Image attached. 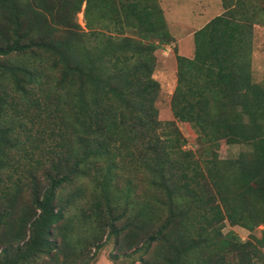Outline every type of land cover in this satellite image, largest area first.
Instances as JSON below:
<instances>
[{"label":"trees","instance_id":"trees-1","mask_svg":"<svg viewBox=\"0 0 264 264\" xmlns=\"http://www.w3.org/2000/svg\"><path fill=\"white\" fill-rule=\"evenodd\" d=\"M254 1L221 0L193 57L176 55L170 109L201 160L158 120L155 52L173 39L156 0H0V264H75L109 240L129 264H264ZM220 142L248 150L218 159ZM225 222L263 230L241 243Z\"/></svg>","mask_w":264,"mask_h":264},{"label":"rangeland","instance_id":"rangeland-1","mask_svg":"<svg viewBox=\"0 0 264 264\" xmlns=\"http://www.w3.org/2000/svg\"><path fill=\"white\" fill-rule=\"evenodd\" d=\"M157 5L162 10L164 20L173 41L155 52L157 59L156 67L153 72V78L159 84V93L155 103L158 111V120L162 123L174 122L182 137L185 139L184 149L195 154L196 158L203 159L204 148L198 144L197 137L193 129L186 123H180L173 118L170 101L176 87V55L192 58L194 53L193 33L202 28L212 18L223 13L221 0H156ZM254 3L260 4L259 0ZM84 6L82 7V9ZM252 12V10L250 11ZM76 22L84 29L83 13H79L76 17ZM85 30V29H84ZM114 34V33H111ZM252 54H251V75L253 82L260 84L264 80V25L257 23L252 27ZM44 128V129H43ZM52 126L42 124L39 129L51 131ZM42 130V131H43ZM42 137V135H39ZM50 142V140L48 141ZM248 150L247 147L241 145H227L220 142L217 149H212V152L218 159L236 157L240 152ZM28 162H26L27 164ZM127 174V172L125 173ZM135 187L136 192H143L142 181L137 180L131 182ZM75 186L69 188L70 191ZM85 188L86 184H82ZM118 187H123V183H119ZM75 188V189H76ZM143 198H137L140 202ZM254 232H249L239 226H230L227 222L224 223L221 233H233L241 243L251 241L252 236H260V230H263L262 225L254 223ZM105 237L103 238V242ZM134 249L124 251L117 255V250L113 240L107 241L104 246L95 251L91 248L87 258L75 264H129L131 258L125 257L127 253ZM264 254V248L262 249ZM116 256V257H115ZM137 256V255H135ZM114 257V258H113ZM62 258V257H60ZM231 257H229L230 259ZM72 261H68L70 264ZM50 263L48 257L40 256L30 264H47ZM136 264H138L136 262Z\"/></svg>","mask_w":264,"mask_h":264}]
</instances>
